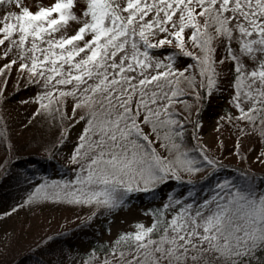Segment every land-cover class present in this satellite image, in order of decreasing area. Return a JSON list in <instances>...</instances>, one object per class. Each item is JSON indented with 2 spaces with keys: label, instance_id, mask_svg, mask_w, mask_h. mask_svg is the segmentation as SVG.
<instances>
[{
  "label": "snow or ice",
  "instance_id": "1",
  "mask_svg": "<svg viewBox=\"0 0 264 264\" xmlns=\"http://www.w3.org/2000/svg\"><path fill=\"white\" fill-rule=\"evenodd\" d=\"M13 69L18 88L36 89L33 116L68 118L71 102L68 129L83 122L69 177L36 183L25 204L63 199L89 208L90 222L148 198L149 222L133 218L115 234L109 225L111 238L82 264H264V0H0L5 84ZM221 92L234 112L222 109L216 126L237 133L234 176L217 175L222 152L196 135ZM257 129L258 142L242 148ZM67 135L61 128L57 150Z\"/></svg>",
  "mask_w": 264,
  "mask_h": 264
},
{
  "label": "rangeland",
  "instance_id": "2",
  "mask_svg": "<svg viewBox=\"0 0 264 264\" xmlns=\"http://www.w3.org/2000/svg\"><path fill=\"white\" fill-rule=\"evenodd\" d=\"M24 2L28 5L35 6L38 2L47 3V0H24ZM4 75L8 76V80L5 84L3 75H0V85L4 86V91L0 93V97L4 96L9 90L17 87V74L14 69L10 74L5 73ZM3 98L4 97H2V99ZM227 98L228 92H221L218 96L214 95L208 102V106L200 117L203 123L197 132V139L210 149L211 154L215 155L217 152H222V158L217 157V159L221 160V163L238 166L242 164L241 160L235 159L233 156L229 155V151L236 140V131L226 122L221 121L220 128H217L216 126L218 118L226 115L222 109L227 108L234 112V110L231 109V106L227 104ZM21 100L27 102L21 103ZM28 100V96H23L13 108L16 112L21 109L24 117L21 116V122L16 123L18 127L15 130H12L11 134H13L16 142L12 140L14 153L12 154L13 150L9 152L8 157L10 158L23 155L25 152L32 153L30 151L42 154L47 152L44 148H42V150H40V148L33 150L36 149L35 144L28 146L26 141L18 142L15 138V133L16 136H21L25 130H30L31 126L29 125H33L34 130H40L41 127H43L42 123L40 124V127H37L39 125V119L32 120V114H26L28 109L34 110L36 108V104L33 101L31 102ZM64 110L68 118H64L67 121L64 122L63 125H65L64 129L68 132V135L63 143V147L58 153L62 160L67 161V155L70 154L71 149L76 142V138L82 129V123H78L71 129H68L67 125L71 123V119L69 118L72 116L71 102L65 104ZM76 114L79 115L78 112ZM145 131H147V129H145ZM191 132L192 129L189 125L186 130L188 137H190ZM257 137L258 129L250 130L245 137H241L242 148L251 147L254 143H257ZM59 139H61V133L58 135L56 141ZM218 141L223 143L222 149ZM56 143L57 142L53 143V145L55 146ZM4 156L5 153L2 152L0 146V161L3 160ZM15 164L17 163L15 162L12 165ZM39 165L42 170L44 168V163ZM0 166L4 167V164ZM246 166L251 167L258 173L261 168V165L255 161L254 157L249 158ZM12 170L13 169L10 170L8 179H0V264H7L17 257L22 256L26 251L36 249L39 244H42V241L45 243V241L47 242L49 240H45V237L51 238L56 236V234H59V232L67 231L68 229L70 232L63 239L64 243L71 246L72 249L76 248L85 251L89 247V237L97 238L100 241L111 238L110 234L106 231V228L109 225L111 226L112 233L115 234L118 228H126L133 218L145 220V223L149 222L140 215V210L146 205L148 198L138 195L128 201L125 206L114 209L112 217L108 218L107 221L101 216H96L92 221L87 222L86 226L71 231L70 228L79 223V219H84L87 215L85 214L82 216L84 214L82 206H72L67 203L56 202L49 199L45 200V198L33 199L28 204H25L24 198L29 195L32 189H29L28 187L29 193L28 191H25L26 188L24 190L25 192L22 191V193H17L18 186H14L12 189L11 183L13 178L16 179L18 175V172L15 169L12 178ZM228 170L231 169L228 167ZM161 191H166V189L162 188ZM17 204H20L21 207L14 211L11 210L12 208H16ZM5 213L6 215H4ZM121 221L124 223L122 224ZM55 245L58 244H50V248H56L54 247Z\"/></svg>",
  "mask_w": 264,
  "mask_h": 264
},
{
  "label": "trees",
  "instance_id": "3",
  "mask_svg": "<svg viewBox=\"0 0 264 264\" xmlns=\"http://www.w3.org/2000/svg\"><path fill=\"white\" fill-rule=\"evenodd\" d=\"M35 92L36 89L34 87H30L27 89L23 87L20 88L15 87L14 89L9 90L4 96H2L4 97L3 99L2 97H0V146L2 152L5 153L3 160L0 161V165L4 164V167L9 168V171L13 169L11 171L12 178L14 176L13 172L15 171V169L17 170L18 172L17 178L16 179L13 178V181L11 183L12 189L14 186H18L17 193L19 192L22 193V191H24L25 188H26L25 191L32 189L36 183H39L43 179L58 180L61 178H67L69 177L72 168V166L69 165L67 161L62 160L59 157L58 151L63 146H59L57 150V143L55 144V146L53 145V143L57 142L56 139L58 135H60L61 133V128H64L65 126L63 125V123L67 121L66 119L61 118L63 113L58 115L55 111H53L52 113L42 111L38 113L36 116L32 115L33 116L32 120L39 119V125L37 127H40L41 123L43 125V127H41L40 130L38 129L39 131L37 129L34 130L33 125H29L31 126L30 127L31 129L25 130L21 136H16L15 133V138L18 140V142L26 141V144L28 146H30L31 144L32 145L35 144L36 149L33 150H37V148H40V150H42V148H44V150L51 149L52 150L51 156L48 151L45 154L39 152L37 153L35 151H30L32 153L25 152L23 153V155L13 156L11 158L8 157L9 152L13 150L12 154L14 153V148H13L14 145L12 143V140L15 141V139L13 134H11L12 130L13 129L15 130L18 127L16 123L21 122L20 118L21 116H23L22 115L23 112L21 111V109L16 112L13 108L14 106H16V104H18L19 100L23 96H28L30 98L35 94ZM28 101L32 102V100L30 99ZM35 109L34 110L28 109L26 114L31 115L35 111ZM77 112L80 115L81 110L79 109ZM81 123L83 128V122ZM191 135L192 132L190 133V137ZM5 161H7V163H5ZM15 162L17 164L12 165ZM219 162L221 163V160H219ZM41 163H44V168L42 170L39 165ZM221 165L222 168L217 170L218 176H224L228 174H232L234 176L236 174V166H231L229 167V169L231 170H228V165H225L223 163H221ZM23 177H27L26 182L23 179ZM49 200L67 203L70 205V203H68L66 200L63 199L62 200L49 199ZM71 205L75 206V204H71ZM82 208H83L82 211L84 213L82 216L90 212L89 208L87 207H82ZM13 209H17V208H12L11 210ZM86 217L82 219L86 221ZM82 219H79V223H77L75 226L70 228V230L71 231L76 229L78 230L80 227H82L81 226ZM87 222L88 221H86V224ZM69 232H70L69 229L67 231L59 232V234H56V236L49 238L47 242L45 241V243L39 244V246H37L36 249H33L32 251L31 250L26 251L24 254H22V256L17 257L16 259H14L13 261L7 264H38V262L40 261H42L43 264H82L84 259V254L88 251L89 247L93 243H98L100 240H98L97 238L89 237L88 249H86L85 251L76 248L72 249L71 246L66 245L63 241V239L65 238V236L68 235ZM55 241L58 244L54 246L56 248L54 249L50 248V244L52 243L56 244ZM37 249H39V251H37Z\"/></svg>",
  "mask_w": 264,
  "mask_h": 264
}]
</instances>
